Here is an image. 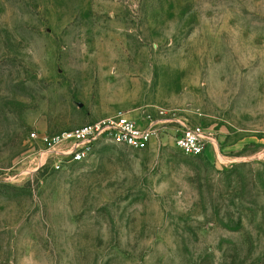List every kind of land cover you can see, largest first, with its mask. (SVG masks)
Segmentation results:
<instances>
[{"label": "rangeland", "instance_id": "374dc122", "mask_svg": "<svg viewBox=\"0 0 264 264\" xmlns=\"http://www.w3.org/2000/svg\"><path fill=\"white\" fill-rule=\"evenodd\" d=\"M152 107L204 155L33 160L30 132ZM0 264H264V0H0Z\"/></svg>", "mask_w": 264, "mask_h": 264}, {"label": "built area", "instance_id": "2783aa9c", "mask_svg": "<svg viewBox=\"0 0 264 264\" xmlns=\"http://www.w3.org/2000/svg\"><path fill=\"white\" fill-rule=\"evenodd\" d=\"M139 113L132 116L115 112L54 135L30 132L27 138L34 150L33 160L38 167L46 165L58 171L86 161L99 148L143 151L160 143L164 136L184 156L204 155L210 137L200 125L180 124L175 130V112L164 115L161 109L152 107L140 109Z\"/></svg>", "mask_w": 264, "mask_h": 264}]
</instances>
